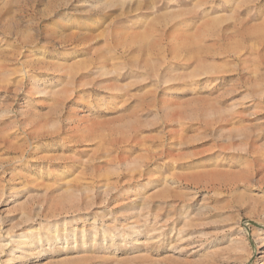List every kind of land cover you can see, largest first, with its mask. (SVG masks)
<instances>
[{"label": "rangeland", "instance_id": "374dc122", "mask_svg": "<svg viewBox=\"0 0 264 264\" xmlns=\"http://www.w3.org/2000/svg\"><path fill=\"white\" fill-rule=\"evenodd\" d=\"M0 264H264V0H0Z\"/></svg>", "mask_w": 264, "mask_h": 264}, {"label": "bare ground", "instance_id": "6f19581e", "mask_svg": "<svg viewBox=\"0 0 264 264\" xmlns=\"http://www.w3.org/2000/svg\"><path fill=\"white\" fill-rule=\"evenodd\" d=\"M53 234H55V231L52 233V236H54ZM49 236H50V235H49ZM49 236H48V237H49ZM40 240H41V239H40Z\"/></svg>", "mask_w": 264, "mask_h": 264}]
</instances>
